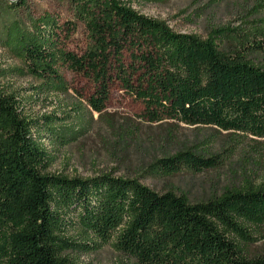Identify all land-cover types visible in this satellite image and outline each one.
Masks as SVG:
<instances>
[{
  "label": "trees",
  "instance_id": "16d2710c",
  "mask_svg": "<svg viewBox=\"0 0 264 264\" xmlns=\"http://www.w3.org/2000/svg\"><path fill=\"white\" fill-rule=\"evenodd\" d=\"M69 3L87 34L82 54L60 47L62 26L49 14L32 20L28 31L17 23L7 30L35 76L65 89L62 63L91 81L87 103L97 112L118 82L141 101L149 123L169 120L264 140V62L250 57L264 53L262 44L223 52L227 33L236 29L211 28L201 38L174 31L126 0ZM66 25L68 32L75 28ZM253 31L264 37V25ZM34 125L0 86V264H78L67 251L87 250L90 243H110L138 264H264V252L251 250L264 237V176L247 173L219 195L193 203L136 178L51 173L52 158ZM196 151L184 146L152 168L165 176L218 165L215 155ZM74 227L76 236H67Z\"/></svg>",
  "mask_w": 264,
  "mask_h": 264
},
{
  "label": "rangeland",
  "instance_id": "374dc122",
  "mask_svg": "<svg viewBox=\"0 0 264 264\" xmlns=\"http://www.w3.org/2000/svg\"><path fill=\"white\" fill-rule=\"evenodd\" d=\"M24 1L15 9L10 5L18 0H0V86L14 95L21 113L35 122L33 133L52 158L48 172L83 178L102 173L136 178L156 192L172 189L193 203L219 195L247 173L257 179L264 176V140L169 120L149 123L141 117V101L118 82L111 86L104 109L97 112L87 103L94 92L91 81L62 63L58 70L65 89L35 76L7 40V30L13 23L28 31L32 20L49 14L62 26L60 47L76 54H82L88 38L83 23L74 17L69 0ZM126 1L141 14L164 20L176 32L205 38L211 28L236 29L227 33L223 52L258 43L264 46V37L253 31L264 25L259 21L264 18V0ZM68 22L75 24L73 31H67ZM250 57L264 62L263 52L251 53ZM46 117H50L49 123ZM191 145L204 156L215 155L218 165L201 172L182 170L165 176L152 168L157 159ZM78 229L71 228L67 236H76ZM251 250L264 252V237H257ZM67 252L78 264H138L110 243H90L87 250Z\"/></svg>",
  "mask_w": 264,
  "mask_h": 264
}]
</instances>
